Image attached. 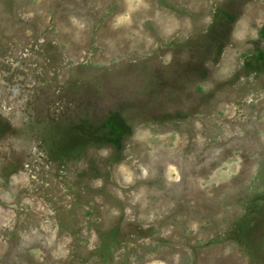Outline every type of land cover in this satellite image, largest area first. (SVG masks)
I'll list each match as a JSON object with an SVG mask.
<instances>
[{
	"label": "rangeland",
	"instance_id": "rangeland-1",
	"mask_svg": "<svg viewBox=\"0 0 264 264\" xmlns=\"http://www.w3.org/2000/svg\"><path fill=\"white\" fill-rule=\"evenodd\" d=\"M0 264H264V0H0Z\"/></svg>",
	"mask_w": 264,
	"mask_h": 264
}]
</instances>
